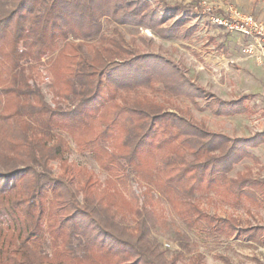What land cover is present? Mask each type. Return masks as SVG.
Returning a JSON list of instances; mask_svg holds the SVG:
<instances>
[{
    "label": "trees",
    "instance_id": "trees-1",
    "mask_svg": "<svg viewBox=\"0 0 264 264\" xmlns=\"http://www.w3.org/2000/svg\"><path fill=\"white\" fill-rule=\"evenodd\" d=\"M151 1L0 0V264H203L186 257L187 239L169 249L155 235L163 200L210 236L256 229L203 203L264 202V178L232 174L257 160L261 134L215 132L149 92L160 83L227 116L240 102L206 98L178 64L135 51L119 28L102 33L105 17L176 36L180 24L163 26ZM71 141L104 179L70 161Z\"/></svg>",
    "mask_w": 264,
    "mask_h": 264
},
{
    "label": "rangeland",
    "instance_id": "rangeland-1",
    "mask_svg": "<svg viewBox=\"0 0 264 264\" xmlns=\"http://www.w3.org/2000/svg\"><path fill=\"white\" fill-rule=\"evenodd\" d=\"M151 6L163 10L166 18L163 26L180 24L176 36L162 38L150 27L119 25L105 17L102 19V33L109 36L119 28L135 51L159 54L178 64L195 85L204 89L206 98L211 95L214 99L235 100L244 110L230 116L215 114L207 106L205 98L196 96L197 107L185 96H169L160 83L154 84L156 88L149 92V96L171 110H188L193 119L204 122L215 132L242 137L264 129V66L254 57L242 53V44L247 43L244 37L212 24L210 19L211 15L225 14L232 7L264 21V0H152ZM186 31L187 37L182 38L181 34ZM71 146L70 161L105 178L106 173L101 171L89 153L79 151L72 141ZM250 150L257 160L245 158L235 166L232 174L240 170L253 177L264 178V162L261 165L258 157L264 151L261 148ZM133 186L137 188V184L133 183ZM161 204L163 214L153 231L166 248L176 249L179 241L187 239L191 251H186V257L202 254L203 264H264V202H248V209H233L218 196H213L203 203L212 213L234 216L244 227L256 226L255 230L248 229L239 239H224L191 230L166 201Z\"/></svg>",
    "mask_w": 264,
    "mask_h": 264
},
{
    "label": "built area",
    "instance_id": "built-area-1",
    "mask_svg": "<svg viewBox=\"0 0 264 264\" xmlns=\"http://www.w3.org/2000/svg\"><path fill=\"white\" fill-rule=\"evenodd\" d=\"M212 24L229 32L238 33L247 40L242 53L254 57L264 66V21L253 14L230 7L225 14L211 15Z\"/></svg>",
    "mask_w": 264,
    "mask_h": 264
},
{
    "label": "crops",
    "instance_id": "crops-1",
    "mask_svg": "<svg viewBox=\"0 0 264 264\" xmlns=\"http://www.w3.org/2000/svg\"><path fill=\"white\" fill-rule=\"evenodd\" d=\"M258 131L259 132H257V133H260L261 134L260 143L255 148H257V149L258 148H261L264 151V129H261V130H258ZM249 136H251V134H249V133L242 135V137H249ZM258 157H259V159L261 161V165H263L262 162H264V152H263L262 156H260V154H259ZM262 177H264V175Z\"/></svg>",
    "mask_w": 264,
    "mask_h": 264
}]
</instances>
